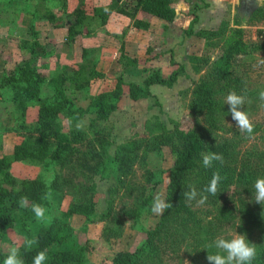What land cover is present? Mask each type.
I'll return each instance as SVG.
<instances>
[{
    "label": "rangeland",
    "instance_id": "obj_1",
    "mask_svg": "<svg viewBox=\"0 0 264 264\" xmlns=\"http://www.w3.org/2000/svg\"><path fill=\"white\" fill-rule=\"evenodd\" d=\"M94 1L103 3V0H89L87 6L91 8ZM76 2L69 0L68 4ZM249 3L246 6L250 10L241 37L248 47L247 53L228 51L236 28L233 20L237 18L244 1L235 0L233 3L225 0L222 4L221 0H216L215 5L224 6L226 12H221L222 22H216L208 30L219 29L223 24L222 32L208 35L206 40L201 38L203 43H193L192 53L199 57L193 62L189 60L186 49L181 47L177 51L180 60L177 62H185L186 66H183L188 73L185 69L187 74L180 76L172 87H155L152 95L138 100L130 99L125 93L117 109L106 120H96L91 107L80 121L73 122L61 117L63 131L69 134L76 131L81 138L73 142L75 149L69 151L60 162L50 159L48 154L44 160L49 162L48 165L29 158L12 162L11 171L20 180L40 177L49 183L54 179L52 198L43 205L52 220L50 224H44L34 218L23 227L17 219L0 237V253L7 255L9 247L22 245L25 238H35L38 232L51 227L63 210L79 203H91L93 210L89 215L74 214L67 219L74 228L68 240L69 244L88 240L93 249L88 253V264H104L118 250L139 247L145 238V229L155 227L160 217L152 213L151 205L157 194L165 199L168 169L172 162L168 149L159 154L147 145L153 136L160 133L159 125L167 129L178 126L184 131L194 129L202 139L203 149L197 158V166L185 176L186 191L190 190L191 185L199 194L209 184L206 177L202 178L199 174L200 168L204 167L202 153L216 152L222 155L223 162L214 161L212 167L219 170L223 180L220 181L217 195L207 194L204 205L198 206L195 200L190 204L187 202L191 213L175 217L169 213L164 232L155 240L156 252L142 253L137 264H208V253L212 254L216 249L207 246L218 237L231 238L242 234L257 249L264 244V205L245 200L242 206L240 200L232 196L237 189L240 173H260L264 167V104L258 97L259 91L264 90V5L257 4L256 0ZM45 4L43 0H29L28 4L0 0V76L5 67L22 59L23 53L17 46V39H30L31 25L46 48L45 54L34 57L39 65L45 66L42 67L45 73H50L63 63L81 60L83 47L89 48L83 46L82 38L91 37L103 28L88 17L84 27H91V31L78 34V41L73 46L66 41V27H53L45 19L31 22L29 11L33 8L40 10ZM203 4L206 7L208 3L203 1ZM57 29L61 30L60 33H57ZM254 44L259 47L258 50H252ZM156 55L159 53L156 52ZM138 56L141 65L146 68L144 77L157 70V66L152 67L148 63L149 55L142 52ZM166 63L161 65L163 75L170 70L166 69ZM193 65L200 67V70L195 72ZM109 66L102 60L101 69L106 72ZM173 67L177 68V65ZM118 72L113 70L106 75L97 85V91L112 89ZM126 74L124 79H135V70L131 69ZM200 81L210 86L213 110L194 115L189 103L193 89ZM94 88L86 87L73 97L75 91L71 92L66 85V93L76 104L87 107L90 97L96 93ZM232 91L246 97L241 110L246 111L254 124L250 136L239 131L232 120L229 105L225 103L226 96ZM43 94L49 96L52 90L45 86ZM34 114L35 111H30L26 119L29 125L34 124ZM18 118L10 92L0 89V157L12 158L14 146L23 141L26 131L12 129L20 121ZM123 153L128 157L120 163ZM120 164L121 167H118Z\"/></svg>",
    "mask_w": 264,
    "mask_h": 264
},
{
    "label": "trees",
    "instance_id": "obj_2",
    "mask_svg": "<svg viewBox=\"0 0 264 264\" xmlns=\"http://www.w3.org/2000/svg\"><path fill=\"white\" fill-rule=\"evenodd\" d=\"M28 1L14 0L15 4L17 2L28 4ZM43 1L46 4L42 9L27 10L31 14V22L34 19H45L53 27H66V41L68 42L75 40V37L81 32L91 31V27H84L86 26L85 20L88 17L96 21L98 27H101L106 24L111 13L124 14L133 19L138 12L142 11L161 18L166 23L173 21L176 15L173 0H106L103 3L94 1L91 8L87 6L89 0H77L73 5L68 4L69 0ZM249 10V7L245 4H242L239 8L237 18L233 20L236 28L233 30L234 37L231 36L228 51L234 53L248 52V47L241 37ZM196 20L195 17L184 29L183 33L186 36L195 34L206 40L208 35H218L222 32L223 28L221 26L223 24L219 29H200L194 32ZM134 25L147 28L149 23L144 20H135ZM164 27L166 28L167 24ZM30 29V39H17V46L23 53L22 59L15 61L12 66L5 67L0 76V89H7L10 92L11 101L19 114L18 120L20 119V121L12 129L26 131V133H23V141L14 146L12 158L0 157V237L17 219L23 227L29 220L34 219L31 204L40 203L44 205L47 200L43 199V196L47 191L53 190L55 182L52 179L51 182L46 183L40 177L20 180L11 171L12 162L29 158L35 162H43L48 165L49 162L44 161L47 154L50 159L60 162L69 151L75 149L73 142L80 140L81 136L78 132L73 131L69 134L63 131L61 117L73 122L80 121L91 107L95 111L96 120H106L117 109L118 102L124 93H127L132 100L147 98L152 95L151 85L159 84L172 87L180 76L187 74L183 64L171 58L170 63L177 65V68L167 76H164L159 70H154L149 72L141 83H138L126 81L122 75H117L112 89L96 91L90 97L89 105L83 107L77 105L67 95L66 85L71 92H74L86 87H97L106 78V74L98 67L99 48H83L80 53L81 60L63 63L50 73H45L42 70V67L45 66L39 65L34 57L45 54L46 48L39 41L38 32L33 25L30 26ZM150 49L147 48V50ZM258 49L257 44H254L252 50ZM118 50L119 53L116 58L118 63L123 66H142L139 56L129 54L123 43L120 44ZM95 51L96 54H94ZM188 58L193 62L199 57L194 53L189 55ZM142 69L143 72H146L144 66H142ZM193 70L198 72L200 67L193 65ZM45 86L52 90L51 95L46 96L43 94V87ZM212 97L210 86L202 81L198 82L193 89L189 109L194 115H200L204 112L210 113L213 110ZM30 111H35L33 125L26 123ZM158 129L160 133L153 136L147 142V145H150V149L156 150L159 154H162L166 148L172 156L165 192V200L171 203L172 207L166 209L160 215L155 227L145 229V238L139 247L133 250H118L104 264H137L142 253L156 252L155 240L159 239L164 232V225L169 213L173 214L174 217L191 213V209L183 195L186 191L184 182L186 174L197 166V158L203 149L202 139L194 129L184 131L178 126L167 129L164 125H159ZM28 133H31V135ZM51 141L53 145H51ZM74 151H78V149ZM127 157V154H121L120 163L124 162ZM118 167H121V164ZM200 169L199 174L201 177H206V181L210 183L213 172L217 170L213 167ZM220 175L223 180V175L221 173ZM258 177H264V167H262L260 173L239 174L237 189L233 191L232 196L237 197L242 206L245 205V200L254 201L252 199L253 184ZM22 196L28 198V208L19 207L18 201ZM250 208V211L253 212V208ZM92 210L93 205L91 203L72 204L66 210H63L51 227L35 235L38 243L30 251H26L23 244L21 245L20 252L24 264H32L33 257L40 250L47 252L48 260L46 264H88V253L93 249L87 239L82 243L69 244L68 238L74 232V228L67 219L74 214L89 215ZM5 256V253H0V264H2ZM252 264H264V244L257 249V256Z\"/></svg>",
    "mask_w": 264,
    "mask_h": 264
},
{
    "label": "crops",
    "instance_id": "obj_3",
    "mask_svg": "<svg viewBox=\"0 0 264 264\" xmlns=\"http://www.w3.org/2000/svg\"><path fill=\"white\" fill-rule=\"evenodd\" d=\"M105 1L106 0H103V2ZM203 1L208 3L206 7L203 4ZM215 1L216 0H173V6L175 8L176 15L173 21L169 23H166L165 20L161 18L149 15L142 11L138 12L133 19H130L124 14L111 13L107 19L106 24L101 26L103 28L98 29L96 31V34L91 37L82 38V43H84L83 46L89 48H99L100 62L98 63V67L106 75H109L113 70H117L119 71V75L125 77L127 75L126 73H128L132 69L133 71L135 70V79L126 80L125 78L126 81H135L141 83L145 78L143 76L144 72L141 67L123 66L117 62L116 58L119 53L118 49L120 47V44L123 43L125 50L129 52V54L138 55L144 52L145 55H149L150 60L148 63H151L152 67L157 66V70L160 68V72H162V66H164L163 63L167 62L165 64L166 69H170L168 70V73L165 74L167 76L169 73H171V71L175 69L173 67L174 65L170 63V59L173 58L176 61H180L177 57V51L181 47L183 49H186L187 53H189L188 55H191L195 53H192V51L194 50L192 46L193 43H203L201 41V37L195 34L189 36L182 35L184 29L188 27L189 23L195 17L197 18L196 22L194 23V26H197V28L194 29V32H196L199 29H208L211 26H214L216 22H220V20L222 19L221 12H226V9H224V6L222 5L216 6ZM227 1H232L234 3L235 0ZM221 2L222 4H224L225 0H221ZM135 20L147 21L149 25L147 28L137 27L134 25ZM165 24H167L166 28L164 27ZM57 30H59L57 33H60L61 30ZM55 31L56 30H54L53 32L55 33ZM77 41L78 38L76 37L75 40L71 41L70 43L75 46ZM62 42L64 43L65 41L62 40ZM147 48L151 49L147 50ZM156 52L159 53L158 56L156 55ZM102 60L105 61L106 64L110 65L109 68H107L106 72L100 68ZM181 63L185 65V62ZM138 69H140V72L138 71ZM138 79H140V81ZM160 86L163 85H151V93H153V89L155 87ZM93 90L97 91L98 89L96 87ZM81 91L82 90H76L73 97L78 96Z\"/></svg>",
    "mask_w": 264,
    "mask_h": 264
},
{
    "label": "clouds",
    "instance_id": "obj_4",
    "mask_svg": "<svg viewBox=\"0 0 264 264\" xmlns=\"http://www.w3.org/2000/svg\"><path fill=\"white\" fill-rule=\"evenodd\" d=\"M257 4L264 5V0H256ZM258 97L262 104H264V90H260ZM246 97L237 94L235 91L229 92L226 96L225 103L229 105V111L231 113L232 120L236 122V127L241 133L251 135L254 131V124L250 119L246 111L241 110V106H244ZM202 164L205 168H211L214 161L223 162L222 155L216 152L202 153ZM222 177L219 171L213 172L210 183L205 186L201 193H197L196 189L189 185L188 191L183 193L186 202L189 204L192 201H196L198 206H202L208 199L207 194L213 196L217 195L219 190V184ZM253 197L252 199L261 205H264V177H258L253 184ZM199 195V199L197 196ZM52 198L51 191H47L43 199L50 200ZM20 208H28L29 202L26 196L20 197L18 201ZM172 207L171 203L166 201L160 194H157L151 205V211L155 215H162L166 209ZM31 211L33 212L37 221L44 224H50L52 217L48 216L47 209L40 203H32ZM38 241L36 238H25L23 241V247L26 251H30ZM208 248H215L216 251L207 255L208 264H252L257 256V248L254 244L249 243L245 235L238 234L231 238L218 237ZM21 245H13L9 247L8 253L3 260V264H24V260L20 252ZM188 250V249H187ZM48 255L45 250H40L33 257L32 264H46Z\"/></svg>",
    "mask_w": 264,
    "mask_h": 264
},
{
    "label": "flooded vegetation",
    "instance_id": "obj_5",
    "mask_svg": "<svg viewBox=\"0 0 264 264\" xmlns=\"http://www.w3.org/2000/svg\"><path fill=\"white\" fill-rule=\"evenodd\" d=\"M243 1H244V4L248 6V4H250L249 1L251 0H243Z\"/></svg>",
    "mask_w": 264,
    "mask_h": 264
}]
</instances>
